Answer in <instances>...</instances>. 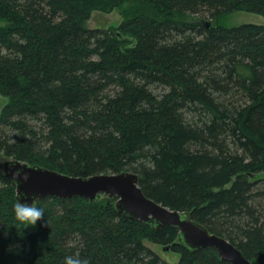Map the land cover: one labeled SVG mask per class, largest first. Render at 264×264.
<instances>
[{"label": "trees", "instance_id": "16d2710c", "mask_svg": "<svg viewBox=\"0 0 264 264\" xmlns=\"http://www.w3.org/2000/svg\"><path fill=\"white\" fill-rule=\"evenodd\" d=\"M124 6L120 32L86 26ZM236 12L264 16V0H0V154L74 176L136 172L147 196L264 264V24H221ZM16 200L0 168V264H173L146 240L174 264H231L105 195L40 199L23 234Z\"/></svg>", "mask_w": 264, "mask_h": 264}, {"label": "water", "instance_id": "95a60500", "mask_svg": "<svg viewBox=\"0 0 264 264\" xmlns=\"http://www.w3.org/2000/svg\"><path fill=\"white\" fill-rule=\"evenodd\" d=\"M0 168L9 176L17 190V199L36 200L46 196L84 197L91 202L101 195L116 198L118 211L132 220H142L160 229L172 225L179 230L180 241L191 250L214 247L222 261L231 264H259L227 239L212 233L204 224L193 219L190 212L171 209L147 196L140 186L139 174L133 171L72 176L55 169L9 158ZM23 168L28 179L19 183L15 173ZM19 179H22L20 177Z\"/></svg>", "mask_w": 264, "mask_h": 264}, {"label": "rangeland", "instance_id": "374dc122", "mask_svg": "<svg viewBox=\"0 0 264 264\" xmlns=\"http://www.w3.org/2000/svg\"><path fill=\"white\" fill-rule=\"evenodd\" d=\"M124 10L125 6L121 8H114L109 12L94 10L91 14V17L87 20L86 26L89 28H108L120 32L119 28L121 30V26L127 21L126 19H128L126 18L127 15ZM220 22L221 24L228 27L245 23L264 24V16L253 12H236L222 17ZM124 40H126L127 42H131L133 40V37L127 35L126 39ZM128 45L129 44H127V46ZM5 102V99L3 97H0V106ZM7 159L9 158L3 157V155L0 154V165H3V163ZM35 228L36 226L27 227V229L30 231H34ZM145 243L167 262L174 264L180 259V254L173 251L170 247H163L148 240H146Z\"/></svg>", "mask_w": 264, "mask_h": 264}, {"label": "clouds", "instance_id": "9594fccd", "mask_svg": "<svg viewBox=\"0 0 264 264\" xmlns=\"http://www.w3.org/2000/svg\"><path fill=\"white\" fill-rule=\"evenodd\" d=\"M17 181L22 183L28 179V172H25L23 168L17 169L15 173ZM22 177V179H19ZM14 208V225L17 229H24L28 226H36L38 222L42 221L45 215V208L40 204L31 200L22 199L21 196L16 200L13 205ZM49 223V221H48ZM20 234V232L18 231ZM21 235V234H20ZM64 264H90L89 259L82 258L79 254L65 255L63 257Z\"/></svg>", "mask_w": 264, "mask_h": 264}, {"label": "bare ground", "instance_id": "6f19581e", "mask_svg": "<svg viewBox=\"0 0 264 264\" xmlns=\"http://www.w3.org/2000/svg\"><path fill=\"white\" fill-rule=\"evenodd\" d=\"M68 175H70V174H68ZM95 175V174H94ZM72 176H74V175H72ZM91 176V175H90ZM103 196V194L101 195V197ZM106 196V195H105ZM46 197H49V196H46ZM45 197V198H46ZM59 197V196H58ZM76 197V196H75ZM101 197L97 200V201H95V202H98L100 199H101ZM62 198V197H61ZM73 198V197H72ZM41 199H44V198H41ZM38 200H40V199H38ZM38 200H36V202L38 201ZM117 207V206H116ZM118 209V208H117ZM122 214V213H121ZM124 215V214H123ZM132 220V219H131ZM166 247H169V246H166ZM207 248V247H206Z\"/></svg>", "mask_w": 264, "mask_h": 264}]
</instances>
